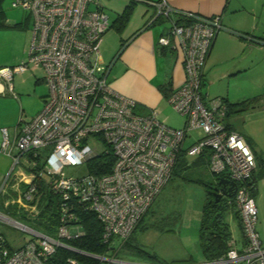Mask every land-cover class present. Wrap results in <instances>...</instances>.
<instances>
[{"label": "built area", "instance_id": "built-area-1", "mask_svg": "<svg viewBox=\"0 0 264 264\" xmlns=\"http://www.w3.org/2000/svg\"><path fill=\"white\" fill-rule=\"evenodd\" d=\"M129 1L152 6L155 13L150 22H169L157 43L180 51L183 58L185 80L167 98L184 119L180 128L161 120L155 109L134 112L136 102L112 87V63L105 64L100 52L111 21L100 0L11 2L29 11L33 27L26 59L13 66L0 64V82L6 81L12 91L13 73L34 66L43 71L47 91L41 109L19 124L13 140L7 129L1 128L0 149L13 161L9 175L15 172L16 181L11 189L18 192L16 199L5 200V205L15 203L37 215L41 195L38 184L46 178L47 188L58 197L59 212L53 235L0 214V219L28 233L14 248L0 234V264H48L58 248L114 261L68 243L82 234L76 206L81 204L95 212L103 225V241L125 238L167 183L179 154L184 151L194 156L204 150L209 151V171L235 182L228 202L238 211L245 238L240 250L230 247L223 257L207 264H264V244L256 230L257 208L252 195L255 155L241 133L225 127L222 99L208 98L202 91L207 56L216 34L224 29L221 15L176 9L169 0ZM195 128L203 134L183 148L185 137ZM107 147L114 155L108 172L62 175L64 166L86 164ZM24 156L30 158L29 170L22 173ZM67 262L81 264L74 257Z\"/></svg>", "mask_w": 264, "mask_h": 264}, {"label": "crops", "instance_id": "crops-1", "mask_svg": "<svg viewBox=\"0 0 264 264\" xmlns=\"http://www.w3.org/2000/svg\"><path fill=\"white\" fill-rule=\"evenodd\" d=\"M231 2L232 0H169L170 5L176 9L192 11L205 16L214 14L221 15V22L224 26V29L220 30L213 40L212 47L206 59L205 70L203 74L202 91L206 95V97H211L210 93H215V91L211 90V86L210 89L207 88V86L205 88V85H219L217 81L222 78L231 80L232 76L238 75L254 66L256 58L252 56L253 52L264 54V45L241 39L237 36V32L240 31L228 28V26L226 27L227 23L232 24L230 11L234 10L231 7ZM15 8L19 9L20 7ZM0 9V36H5L6 38H8L9 45L14 44L13 48H11L10 54L2 55L0 57V63L5 66H13L19 61L26 59L27 48L29 46L32 34L33 18L30 13H28L27 16L23 18H14L11 15H8L7 18L6 14L3 11L2 3H0ZM152 18L153 15L148 19V21H146L145 24H143V26H139L138 28L125 33V36H122V38L119 39L117 46H115L118 48L115 54L113 53V48H111L106 43V38L108 36L106 35L108 33L107 32L103 35L100 44L101 49V45L103 44L105 38L103 47L104 51L101 50L100 52L102 61L105 64L112 63L109 71V81L115 91L128 98L133 99L136 102L135 108L140 113H146L150 109L157 110L159 118L168 124L166 118H161L162 112L164 111L163 103H168L167 92L171 93L173 90L183 84L185 80V69L180 51L171 50L168 48L165 49L166 47L163 49L162 46L158 45L157 40L164 29L154 31L151 26H148ZM158 20L161 19H157L156 21ZM114 22H110L109 29L111 28V26H113ZM257 28L258 24L253 22L248 28L245 29H250V31H253L254 34L252 35L257 38H264V33H262L261 30H258ZM257 30L260 32H258ZM17 41H19V45H17ZM117 55L118 57H116ZM116 63L118 65L116 69H114V75L110 78L111 72L113 68H115ZM262 66H264V61L261 62V66L259 68H264ZM37 71H41L42 75L36 77ZM26 74L36 77L35 83L42 82L44 84L42 78L43 71L40 68L34 66L28 67L23 72L13 73L11 83L15 77H17L18 79L22 77L21 79H23L24 77H26ZM163 85L168 86L166 92L162 88ZM16 86L18 88H22L21 85ZM44 86L46 88L45 84ZM14 87L15 85H13L12 83V91H9L7 82H0V147L2 141L1 128H6L10 140H13L17 134L19 124L23 121V119L17 118V115L13 112V110L10 111L12 108L10 104L16 103L15 99H17V94L14 91ZM44 96L41 97V102L38 105V109L35 112L29 113V115H27L25 117L26 119L24 120H28L41 109ZM215 97L225 96L216 95ZM225 98H227V100L229 101H234L231 100L229 96H226ZM230 127L232 130H236L231 123ZM245 139L250 145L255 156H264V148H261L256 140H250L246 137ZM253 145H255L258 150H256ZM29 159V156H24L21 159V170L19 172L25 173L29 170ZM12 163L13 161L11 157L2 153L0 149V196L6 195L10 192H15L18 194L16 190L11 189V185H13L16 181V177L14 175L15 172L9 175V172L12 168ZM43 180L46 183L47 179L43 178ZM21 184L24 183L21 182ZM258 185L259 183L257 182L255 193L253 194L254 202L255 197L258 193ZM4 188L6 189V192L3 191ZM159 214L160 216L166 215L162 211L159 213L156 212L157 216ZM232 219L235 221L233 216ZM152 222L155 221L151 220L150 222L146 223ZM235 222L239 236L237 237L234 235V229H232L231 224L228 222L232 235L230 244L231 247H235L240 250L245 243V238L238 224V221ZM148 229H151L154 232L156 230L155 227H148L146 229H141L138 227L131 233V240H135V243L139 245L140 248L144 249L150 254L155 255L162 262L166 264H207V261L204 259L200 251L198 239L199 225L196 232L197 238L192 243L185 244L186 250L179 256H168L171 253L165 254L163 252L156 251L150 252L142 247L140 242H138L139 240L134 238V235L136 231H140L141 235L145 234ZM256 230L260 238V233L258 229ZM163 232H168V230H164ZM0 234L3 235L2 233ZM262 244H264V242H262ZM112 245L117 248L116 255L111 258L114 259V261H110L112 263L160 264L156 259L148 255L141 257V255L143 254L135 252L131 244L125 243L124 247L121 246L120 240L114 239L112 241ZM189 247L191 248L189 251H187Z\"/></svg>", "mask_w": 264, "mask_h": 264}, {"label": "rangeland", "instance_id": "rangeland-1", "mask_svg": "<svg viewBox=\"0 0 264 264\" xmlns=\"http://www.w3.org/2000/svg\"><path fill=\"white\" fill-rule=\"evenodd\" d=\"M11 2L12 0L1 1L6 17L8 15L14 18H23L27 16L29 13L28 10L12 7ZM100 3L104 5V11L108 15L109 21L114 22L120 15H126L127 12L125 13V11H130L126 20L119 17L120 20L111 26L107 31L108 33L106 32L107 34L105 33L108 35L106 43L113 48L114 54L117 52L118 48L115 46H117L119 39L122 38V36L124 37L125 33L128 31L143 26V24L155 13V9L152 6L142 2L131 3L129 0H100ZM231 7L234 10L230 11L232 24L227 23L226 27L228 26V28L240 32L244 31L254 34L250 29H245L254 22L258 24L257 29L264 33V0H232ZM120 22L124 24L122 27L119 24ZM168 25V21L158 20L150 26L154 31H158L165 30ZM104 42L105 38L100 51H104ZM18 43L19 41H17V45H19ZM13 46L14 44L9 45L8 38L0 36V57L10 54ZM252 56L256 58L253 67L238 74L239 76H232L231 80L222 78L217 81L219 85H205V88L207 86V88L210 89L211 86V90L215 91V93H210L211 97L208 98H215L216 95H219L225 97L229 96L230 99L234 101H241L243 99L260 96L259 102H257L254 107L231 115L229 117V122L246 138L256 140L261 148H264V68H259L261 62L264 61V54L253 52ZM0 64L3 65L2 63ZM117 65L116 63L110 78L114 75V69H116ZM39 75H42L41 71H37L36 77ZM36 77L26 74V77L23 79H21L22 77L19 79L15 77L12 81L13 85H15L14 91L17 94V99H15L16 103L10 104L12 107L10 111L13 110L19 119L24 120L29 113L35 112L41 102V97L46 94L44 84L42 82L35 83ZM16 85H21L22 88H18ZM163 109L162 116L160 115L162 119L166 118L168 124L174 128L182 127L183 117L175 111L169 103L164 102ZM134 112L139 113L136 108ZM202 134L203 132L200 128L189 131L184 139L183 148L191 145ZM253 146L258 150L255 145ZM185 157L189 162L195 159V156L186 155ZM259 166V169L262 168V165ZM87 172L88 169L86 164H70L64 166L62 175L64 177H76L84 175ZM181 174H183L184 177L174 176V178H171V180L164 185L157 198L153 201L150 210L146 214L147 216H145L146 222L154 220L155 223L157 222V226H160V228L163 226V229L165 231L168 229V232H163L164 230L161 231L159 228H156L155 232L148 229L145 234L141 235L140 231H136L134 235V238L139 240L137 241L140 242L142 247L150 252L171 253L168 256H179L185 252V244H190L197 238V227L199 225L202 207L207 196L205 184L211 183L214 180V175L209 171L205 161L193 164L191 167L182 170ZM198 179H201L202 183ZM258 183V193L255 197L256 206L258 208L256 229H258L260 233L261 241L264 242V178L258 179ZM16 197L17 193L15 192L0 196V214L37 230L43 229L37 223V215L25 211L15 203H11L9 206L5 205V200L11 201L16 199ZM38 197L41 198V195ZM151 211H154L153 216L156 215V212L159 213L161 211L166 215L164 218H162L163 216H160V214L155 217L149 216V212ZM226 217V220L231 224L232 229H234V235L238 237L239 234L236 229V222L232 219V214L228 213ZM0 233L4 235L11 248L18 246L28 237L26 231L15 227L13 224L3 219H0ZM132 243L136 244L135 240L132 241ZM190 248L191 247H189L187 251H189ZM141 257H143V255H141Z\"/></svg>", "mask_w": 264, "mask_h": 264}, {"label": "trees", "instance_id": "trees-1", "mask_svg": "<svg viewBox=\"0 0 264 264\" xmlns=\"http://www.w3.org/2000/svg\"><path fill=\"white\" fill-rule=\"evenodd\" d=\"M1 1L2 0H0V3ZM129 12H130L129 10L125 11L126 15L123 14L120 15L119 17H122L123 19L126 20ZM0 13H1V9H0ZM119 17L116 18L115 20L116 23L118 20H120ZM155 21L156 20L150 22L148 26L153 25ZM119 24L121 25V27L124 25L121 22ZM237 36L245 40H248V36H249L251 38V40L249 41L264 45V38H257L253 36L252 33L250 32H241V33L237 32ZM162 48L164 49L165 47ZM116 57H118V55ZM202 84H203V80H202ZM162 88L166 92L168 86L163 85ZM167 95L169 96L170 93L167 92ZM218 98L222 99V101L225 103L226 106V114L225 117L223 118V122L227 129H231L229 123V117L231 115L235 113H240L242 111L254 107L257 104V102H259L260 100V96L243 99L241 101H229L225 97H218ZM208 153H209L208 150H204L199 155H194L195 159L189 162L185 157L186 156L185 152L182 151L177 158V162L167 183L171 180V178H174V176L184 177L183 174H181V171L191 167L193 164H197L201 161H205L207 163ZM255 159H256V168L252 174L251 181L256 188V183L258 182V179L264 178V158L256 155ZM113 161H114L113 152L111 148L107 147L106 151H103L95 155L94 157L90 158L87 161L86 165L88 172L96 175L106 173L111 169ZM259 165H262L261 166L262 168L259 169L260 167ZM213 175H214L213 181L215 182V180L219 177V175L216 174ZM221 176H223V174ZM198 180L202 183L201 179ZM213 181L211 183L205 184V192L207 193V196L205 199V203L203 204L202 207L199 230H198L200 251L202 256L207 262H211L218 258L223 257L231 247L230 240L232 238V235H231L229 223L226 220V215L228 213H231L235 221H238L241 231L243 232L238 211L235 209L233 204L228 202V199L231 198L232 196L231 197L222 196L219 198L217 202L214 201L215 198L214 196H212V193L209 191V185L214 183ZM37 193L41 194V198L39 202V213L37 214V221H38L37 223L43 228L38 230L45 234L53 235L55 231L54 228L56 227L58 220V212H59L58 197L55 193H53L51 190L47 188V185L43 179L39 180ZM254 193L255 190L252 191V195ZM157 196L155 197V199L157 198ZM152 203L147 209V211L142 215V217L134 227L133 231L138 227L141 229H146L148 227H155V228H159L160 230H164L163 226L162 228H160V226H157L156 224L157 222L156 223L145 222V216H147L146 214L150 210ZM74 211L77 214V223L80 225L82 231V234L80 236L68 241V243L74 246L75 248L94 255L113 258L116 255L117 248L112 245V241L114 239H118L121 242V246L125 247V243L131 244L135 252L143 254V256L148 255L150 257H153L160 264H166L161 260H159L155 255L150 254L146 252L144 249L140 248L139 245L133 244L130 236L133 231L125 238L115 236L112 237L107 242L103 241L102 240L103 225L102 222L97 217V215L95 214V212L85 209V207L81 204L77 205ZM153 214L154 211L149 212V216H153ZM164 217L165 216H163L162 218ZM70 257L76 258L81 264H113L110 261H101L97 258H92L83 254L74 253L64 248H58L55 251V253L50 257L48 264H68L67 259Z\"/></svg>", "mask_w": 264, "mask_h": 264}, {"label": "water", "instance_id": "water-1", "mask_svg": "<svg viewBox=\"0 0 264 264\" xmlns=\"http://www.w3.org/2000/svg\"><path fill=\"white\" fill-rule=\"evenodd\" d=\"M217 181H218V184H222V186L226 187V190L221 189L220 192H216L215 187L211 188L212 194L215 198L214 199L215 202H217L222 195L231 196L234 192V187H235V182L226 177H218Z\"/></svg>", "mask_w": 264, "mask_h": 264}, {"label": "flooded vegetation", "instance_id": "flooded-vegetation-1", "mask_svg": "<svg viewBox=\"0 0 264 264\" xmlns=\"http://www.w3.org/2000/svg\"><path fill=\"white\" fill-rule=\"evenodd\" d=\"M213 182H214V181H213ZM214 187L216 188V189H215L216 192H220L221 189H222V190H226V187L222 186V184H218L217 179L215 180L214 183H212V184L209 185V191H210L211 193H212L211 188H214ZM212 196H213V194H212ZM222 196H225V195H222ZM222 196H221V197H222ZM227 197H230V196H227Z\"/></svg>", "mask_w": 264, "mask_h": 264}]
</instances>
